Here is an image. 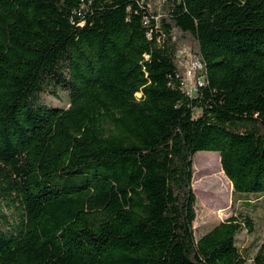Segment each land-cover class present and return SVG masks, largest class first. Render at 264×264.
Segmentation results:
<instances>
[{"label":"trees","instance_id":"1","mask_svg":"<svg viewBox=\"0 0 264 264\" xmlns=\"http://www.w3.org/2000/svg\"><path fill=\"white\" fill-rule=\"evenodd\" d=\"M152 1L0 0V264H264V239L238 245L250 212L195 239L193 188L216 151L261 207L264 0Z\"/></svg>","mask_w":264,"mask_h":264},{"label":"rangeland","instance_id":"2","mask_svg":"<svg viewBox=\"0 0 264 264\" xmlns=\"http://www.w3.org/2000/svg\"><path fill=\"white\" fill-rule=\"evenodd\" d=\"M162 0H153V4H160ZM200 62L195 58L192 47L189 44H181L180 63L185 70V87L189 94L193 95L196 90L198 79L201 76L197 75L198 70L195 68V63ZM39 101L42 104L57 107H68L70 97L67 90L60 86L50 85L46 92L39 95ZM196 158L197 165L195 166L194 159ZM194 162V178L195 183V220L197 219V234L195 239L198 240L204 234L211 231L216 225L223 222L232 214L240 216L243 213L250 212L254 220V231L250 232L245 229L238 235V245L248 249L246 257H251L255 253L257 245L264 239V198L257 201L254 196L259 195L250 193L249 200H254L256 204L261 202V207L255 211L245 205L244 199H236L234 189L229 188L230 183L223 176L221 158L219 152L216 151H199L193 157ZM212 163L211 167H206L205 164ZM233 200H236L232 206ZM221 219H219V217ZM194 220V221H195ZM208 224L206 230H201V226ZM250 262V260H249Z\"/></svg>","mask_w":264,"mask_h":264},{"label":"built area","instance_id":"3","mask_svg":"<svg viewBox=\"0 0 264 264\" xmlns=\"http://www.w3.org/2000/svg\"><path fill=\"white\" fill-rule=\"evenodd\" d=\"M195 68H196L197 70L202 69V64H201L200 62L195 63V65H194V69H195ZM198 83H199V84H202V83H203V77H202V76L198 79Z\"/></svg>","mask_w":264,"mask_h":264}]
</instances>
